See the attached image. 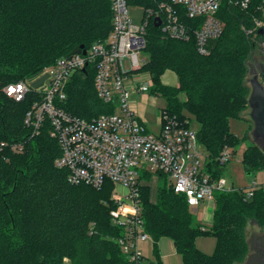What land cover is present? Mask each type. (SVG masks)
I'll return each mask as SVG.
<instances>
[{"label":"trees","instance_id":"1","mask_svg":"<svg viewBox=\"0 0 264 264\" xmlns=\"http://www.w3.org/2000/svg\"><path fill=\"white\" fill-rule=\"evenodd\" d=\"M132 3L152 5L147 0ZM178 10L188 27H199V19H189ZM219 18L224 32L210 43L206 56L198 53L193 35L189 41L166 39L153 23L148 26L144 51L149 56L144 70L154 81L151 93L166 99L163 110L170 115L188 122V127L192 120L199 125L197 138L216 177L224 175L227 166L217 161L221 153L248 141L231 133L230 120L243 119L242 112L249 108L251 89L245 77L248 64L255 61L256 39L264 36L255 38L247 31L255 19L264 21V0H252L246 10L225 0ZM112 29L111 0H0V140L24 143L20 154L11 148L0 154V264H66L65 260L127 264L117 243L122 229L111 218L116 208L113 183L106 182L101 189L70 184L68 172L55 166L61 148L50 136V126L46 124L33 139L24 126L38 95L30 93L16 102L2 91L8 84L38 75L77 47L88 49L107 39ZM167 70L177 75L178 87L162 83ZM67 93L65 108L78 117L91 119L112 111L97 97L93 71L75 76ZM180 93L186 95L185 101L179 99ZM243 163L248 175L263 171V144L250 142ZM248 188L217 193L212 227L202 231L185 197L167 182L154 203L150 190L142 187L145 230L156 255L159 242L166 238L174 243L182 264L258 263L259 242H264V189L247 198L244 189ZM250 225L263 230L255 231L251 240ZM200 235L216 238L213 254L196 247Z\"/></svg>","mask_w":264,"mask_h":264},{"label":"built area","instance_id":"2","mask_svg":"<svg viewBox=\"0 0 264 264\" xmlns=\"http://www.w3.org/2000/svg\"><path fill=\"white\" fill-rule=\"evenodd\" d=\"M147 1L152 5L145 7L143 22L137 26L129 11L132 0H111L113 29L109 37L80 53L60 57L36 75L46 72L44 88L31 84L34 76L2 89L16 102L23 101L30 93L38 95L25 115L24 126L30 131L31 139L39 136L46 124L50 126V136L61 148L55 166L68 172L70 184L101 189L106 182L113 183L112 198L116 208L111 218L113 224L122 229L117 243L127 264H144L140 244L151 239L145 230L141 205V180L145 175L165 177L167 184H171L176 194L185 197L195 213L204 205L207 212L212 210L214 214L217 193L238 189L228 184L225 174L216 177L210 172L197 131L188 127V122L162 110L161 131L152 133L139 117L132 100L135 94H151L154 87L152 75L144 70L147 60L141 57L147 45L149 24L155 25L159 19L160 26L156 28L166 39L189 41L193 35L198 53L206 56L210 43L224 32L219 11L225 0ZM251 1L230 0L244 10ZM178 9L189 19H199V27L192 29L182 22ZM261 29H264V21L255 19L254 27L247 33L256 38ZM260 49L264 54V40H260ZM91 71L98 99L112 107V111L85 119L67 111L65 103L72 79ZM260 83L264 88V76ZM7 148L20 154L24 152V143L10 145L0 140V154ZM230 158L227 148L217 161L224 167ZM249 187L244 189L247 198L253 197L256 190L264 189V183L254 180ZM206 224H202V231L208 230Z\"/></svg>","mask_w":264,"mask_h":264},{"label":"rangeland","instance_id":"3","mask_svg":"<svg viewBox=\"0 0 264 264\" xmlns=\"http://www.w3.org/2000/svg\"><path fill=\"white\" fill-rule=\"evenodd\" d=\"M130 16L133 19L134 25L140 26L143 22L144 13H145V7L138 3H131L129 6ZM258 41V48L254 53L255 62H250L248 64V73L245 77V84L250 87L252 91L251 86V80L255 77V74L259 75V79L264 76V54L262 53L260 49V41ZM141 57L145 58L147 62L149 61V56L143 52L141 54ZM167 72V73H166ZM163 76L164 79L169 82L174 87L177 85L178 80L175 75V73L171 70H167ZM46 72L42 73L38 78V82L42 83L46 78ZM162 76V77H163ZM162 80V78H161ZM33 85H38L33 83ZM138 101L145 106V109L148 113V115L152 118L156 117L158 113H160L163 109L167 107V101L166 99L160 95L159 93H155L145 96L140 95L137 97ZM179 99L181 101L186 100V95L184 93H180ZM251 109L248 108L247 110L242 112L243 119L238 118H232L230 120V131L233 133L238 139L243 140L244 138L248 137L247 142L241 143L238 147L235 148H229V151L231 153L230 161L228 162L226 169H225V178L227 179V182L230 186L234 185L235 188H244L249 187L253 184V181L257 179V181L264 180V171L257 172L254 175H248L243 163V157L244 154L248 148V144L250 142H255V140L252 137V130L254 128V124L250 118ZM191 129L197 131L199 128V125L192 120V123L190 124ZM165 177H161L158 174L153 175H145L141 180V185L146 188L147 190H150V201L154 203L157 200V194L160 187L165 185ZM169 187H171V184H168ZM118 190L120 188L117 186ZM112 214V211H111ZM195 217L200 224H206L208 230L212 227V217H213V211H206V208L204 205H201L198 208V212L195 213ZM255 231L262 232L263 230L256 227V226H249L248 229V238L251 240L252 237H254ZM217 240L212 235H200L196 239V247L202 251L205 254L211 255L215 252L216 249ZM154 245L151 243L152 249ZM163 261V264H182L181 257L179 255H175V253L167 252L165 257L161 258ZM65 263L68 264V260H65Z\"/></svg>","mask_w":264,"mask_h":264},{"label":"crops","instance_id":"4","mask_svg":"<svg viewBox=\"0 0 264 264\" xmlns=\"http://www.w3.org/2000/svg\"><path fill=\"white\" fill-rule=\"evenodd\" d=\"M164 76H165V74H164ZM164 76L162 77V83L164 85L174 87L173 85H171L169 82H167L164 79ZM38 77L39 76H36L34 79H32L31 84L32 85H33V83L38 84V85H33L36 88H44L45 87V80H46L47 76L42 83L38 82V79H39ZM176 77H177V75H176ZM177 80H178V77H177ZM178 86H179V81L175 87H178ZM149 95H151V94H148L145 96H149ZM139 96L140 95H136V94L132 96L134 107H135L139 117L141 118L142 121H144L146 123V126H147L149 131H151L152 133H155V134L160 133L161 128H162V122H161V117H160L161 112L158 113L156 115V117H154V118L150 117L148 115L146 109H145V106L138 101L137 97H139ZM255 180H257V179H255ZM258 182L264 183V180L258 181ZM212 223H213V217H212ZM151 243L154 245L152 239L140 244V250L144 256V264H163V261L161 258L165 257L167 252L175 253V255H179L176 251L174 243L170 239L164 238L159 242V244H158L159 257L156 255L155 245L153 246L154 249H152Z\"/></svg>","mask_w":264,"mask_h":264},{"label":"water","instance_id":"5","mask_svg":"<svg viewBox=\"0 0 264 264\" xmlns=\"http://www.w3.org/2000/svg\"><path fill=\"white\" fill-rule=\"evenodd\" d=\"M160 26V20L157 19L155 27ZM260 35H264V29L259 31ZM84 46L75 48L71 54L80 53ZM252 91L249 98V108L251 109L250 118L254 124L251 132L253 139L256 142L263 144L264 151V88L260 83L259 75L251 80Z\"/></svg>","mask_w":264,"mask_h":264},{"label":"flooded vegetation","instance_id":"6","mask_svg":"<svg viewBox=\"0 0 264 264\" xmlns=\"http://www.w3.org/2000/svg\"><path fill=\"white\" fill-rule=\"evenodd\" d=\"M262 245H264V242H262V241L259 242V246H258L257 252L262 255V258L259 259V262L256 263V264H264V248H261ZM249 264H254V263L249 262Z\"/></svg>","mask_w":264,"mask_h":264}]
</instances>
